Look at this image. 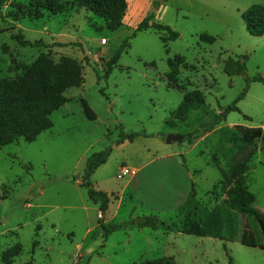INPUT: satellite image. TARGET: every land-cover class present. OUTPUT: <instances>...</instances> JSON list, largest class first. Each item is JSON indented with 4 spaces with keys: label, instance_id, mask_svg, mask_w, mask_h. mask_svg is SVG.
Instances as JSON below:
<instances>
[{
    "label": "rangeland",
    "instance_id": "1",
    "mask_svg": "<svg viewBox=\"0 0 264 264\" xmlns=\"http://www.w3.org/2000/svg\"><path fill=\"white\" fill-rule=\"evenodd\" d=\"M149 1L157 9V22L179 35L167 43V52L154 31L133 37L134 30L123 25L110 32L77 4L69 3L62 15L44 12L34 21L37 0H6L0 12V105L9 85L35 87L32 81L43 78V62L58 70L53 80L61 82L68 80L69 63L78 66L83 85L65 92L67 103L51 114V129L32 143L19 138L0 150V264L5 253L12 255L18 247L21 252L13 264H136L161 257L173 258L175 264H228L229 259L232 264H264V251L253 245L184 234L221 206L227 192L215 168L225 164L215 148L220 131L235 126L264 129V36H250L242 19L251 7H264V0H197L190 7ZM47 2L57 9L54 0ZM201 35L215 43H201ZM13 36L38 45L22 46ZM125 42L128 46L105 79L108 62ZM242 56L245 72L240 74L235 64ZM175 58L184 63L177 79L181 90L168 88L167 60ZM257 76L263 82L248 84L236 104L239 112L227 114L205 132V125L234 105L246 79ZM186 95L191 106L178 113ZM84 102L91 112L87 115ZM122 134L137 137L118 144ZM169 135L181 141L168 145ZM188 136L193 138L190 143ZM257 146L242 176L255 208L264 213V143ZM107 151V162L89 178L95 191L111 198L99 220V207L81 183L87 160ZM170 156L190 172L194 196L172 212H149L151 204L167 207L154 190L169 186L171 176L158 166V173L145 171L134 189L135 174L118 175L123 167L135 173ZM150 213L158 217L155 231L132 224ZM99 223L118 229L104 237ZM250 232L251 221L243 217L244 238Z\"/></svg>",
    "mask_w": 264,
    "mask_h": 264
},
{
    "label": "trees",
    "instance_id": "2",
    "mask_svg": "<svg viewBox=\"0 0 264 264\" xmlns=\"http://www.w3.org/2000/svg\"><path fill=\"white\" fill-rule=\"evenodd\" d=\"M37 7V14L31 18L39 20L43 17V13L47 12L51 16L63 14L69 3L77 4L79 7L86 9L95 17L99 18L104 23V28L110 32H115L122 27V21L125 16L127 4L125 0H54V4L47 2ZM6 0H0V12L5 6ZM242 19L246 25V30L250 36L262 37L264 36V7L257 5L248 9L242 14ZM150 18H145L135 28L133 37L136 33L146 30L154 31L161 40L165 51L167 52V43L175 41L179 38L177 32H174L169 27L161 24H152L149 26ZM13 39L18 40L22 46H36L38 43L31 44L21 39V36H13ZM199 41L205 44L215 43V39L201 35ZM128 46L125 42L117 53L110 59L107 64V69L104 72V78L107 79L112 70L117 66L122 52ZM246 56H242L235 64L238 73L245 72ZM59 68L62 72L64 65ZM68 80H53L54 75L58 70L51 69L45 62L40 64L42 77L40 80L36 78L32 81L35 87L28 89L24 85L10 86L6 90L5 102L0 105V150L6 146L17 142V139L22 138L26 143H32L43 132L52 128L50 121L51 114L67 103L65 92L69 89H78L83 85L82 69L78 66L69 63ZM169 67L166 77L172 86L170 89L178 88L177 79L179 76L180 66L183 63L181 58L174 60L168 59ZM250 82H263L261 77H254L251 80L246 79V88L238 96L233 106L226 108L219 116H217L210 125H205L204 131L218 125L221 121H225L227 114L231 112H239L236 104L242 100L246 93L248 84ZM173 87V88H172ZM181 90V89H180ZM192 100L186 95L183 97L182 104L178 113L183 112L184 109L191 106ZM85 115L91 113L86 102L82 105ZM94 120V119H91ZM134 134H122L118 144L125 141L131 142L136 138ZM187 142L192 141V136L185 138ZM262 141L264 143V129L262 128H243L235 126L232 129L223 128L220 131L219 143L215 146L222 155L224 166L215 165L221 176V183L227 188L223 203L221 206L214 207L205 218L193 227L184 230L187 236H194L198 238H211L215 240H222L225 238L228 242H244L247 246L254 247L264 251V213L255 208V199L253 194L248 190L246 177L242 176L248 172V165L256 155L259 148L257 144ZM228 146V147H227ZM264 155V147L261 148ZM110 155V151L102 152L92 155L86 163L84 170V177L82 179L81 187L87 192L88 199L94 204L98 205L99 213L102 220L105 212L108 211L111 203V198L101 191H95L89 178L94 174L98 167L104 165ZM194 186L191 183L190 198L194 196ZM243 217H247L251 221L253 234L248 233V238H244L243 234ZM137 228H150L155 231L159 226L156 216H147L137 220H133ZM103 231L104 237L110 233L115 232L118 227L112 225L108 230L103 223H99ZM12 255L5 253L2 256L3 264H13L21 252V248ZM135 264V263H134ZM136 264H175L173 258L161 257L153 260H145ZM228 264H232L231 259Z\"/></svg>",
    "mask_w": 264,
    "mask_h": 264
},
{
    "label": "crops",
    "instance_id": "3",
    "mask_svg": "<svg viewBox=\"0 0 264 264\" xmlns=\"http://www.w3.org/2000/svg\"><path fill=\"white\" fill-rule=\"evenodd\" d=\"M127 4V9L125 16L122 21L123 25L130 26L133 30L143 21V19L149 17L151 20L149 21V26L152 24H160L157 22L156 17L154 14H156L157 9L152 7V3L149 0H125ZM153 2V1H152ZM197 0H171V4L176 5H184L187 7L192 6ZM159 6L160 1L158 2ZM62 15V14H60ZM36 21V20H34ZM162 25V24H161ZM104 41V40H103ZM166 158V159H165ZM160 162H151L145 167L140 168L135 171V187L134 189L140 187L142 177L145 175V171H153L158 173V166L161 167L162 170H164L165 173L168 174V176H171L170 184L169 186H165V183L161 185V189L154 190V194H157V196L160 198V201L163 204H166L167 207L165 209H159V204H151V207H148L147 210L151 212L150 210H153L154 212L160 213V212H172L176 210L177 208L185 205L187 201L190 199L191 194V183L194 186V189L196 187L195 183L193 182V177L190 176V172L188 169H186L185 164L182 161H178L174 159V156L165 157ZM157 166H153L156 165ZM163 164L164 167L161 165ZM198 173V171H194V173ZM150 173V172H149ZM149 173L146 174V176L149 178ZM143 204V203H142ZM155 213H150L149 216H155L153 215ZM157 217V216H156ZM158 218V217H157Z\"/></svg>",
    "mask_w": 264,
    "mask_h": 264
},
{
    "label": "built area",
    "instance_id": "4",
    "mask_svg": "<svg viewBox=\"0 0 264 264\" xmlns=\"http://www.w3.org/2000/svg\"><path fill=\"white\" fill-rule=\"evenodd\" d=\"M132 175H134V171L126 167H123L120 171V174L118 175V178L121 179V177H130Z\"/></svg>",
    "mask_w": 264,
    "mask_h": 264
},
{
    "label": "water",
    "instance_id": "5",
    "mask_svg": "<svg viewBox=\"0 0 264 264\" xmlns=\"http://www.w3.org/2000/svg\"><path fill=\"white\" fill-rule=\"evenodd\" d=\"M181 139L180 137H178L177 135H169L167 138H166V144H171L172 142H180Z\"/></svg>",
    "mask_w": 264,
    "mask_h": 264
}]
</instances>
